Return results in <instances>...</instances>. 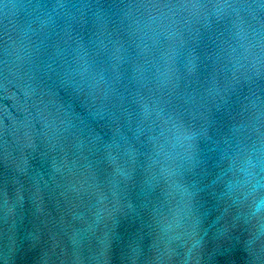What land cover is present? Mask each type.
I'll return each instance as SVG.
<instances>
[{
  "label": "water",
  "instance_id": "95a60500",
  "mask_svg": "<svg viewBox=\"0 0 264 264\" xmlns=\"http://www.w3.org/2000/svg\"><path fill=\"white\" fill-rule=\"evenodd\" d=\"M0 264H264V0H0Z\"/></svg>",
  "mask_w": 264,
  "mask_h": 264
}]
</instances>
